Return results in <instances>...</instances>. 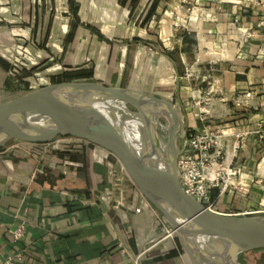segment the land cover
<instances>
[{"label": "crops", "instance_id": "obj_1", "mask_svg": "<svg viewBox=\"0 0 264 264\" xmlns=\"http://www.w3.org/2000/svg\"><path fill=\"white\" fill-rule=\"evenodd\" d=\"M159 3L0 0V81L13 55L30 65L52 60L63 71L87 74L69 82H97L168 101L177 111L180 136L219 126L225 163L243 176L240 189L212 192L213 207L223 214L247 210L262 195L264 179V134L255 133L264 127V9L246 0H194L190 15L196 21L183 13L178 28L162 21L156 31ZM16 43L26 48L20 53ZM187 65L196 68V86L179 74ZM198 98H205V106L196 111L191 100ZM164 224L98 146L65 139L42 154L14 141L0 149V262L22 251L16 264H192L176 236L164 237ZM17 226L23 236L13 242L8 232Z\"/></svg>", "mask_w": 264, "mask_h": 264}, {"label": "water", "instance_id": "obj_2", "mask_svg": "<svg viewBox=\"0 0 264 264\" xmlns=\"http://www.w3.org/2000/svg\"><path fill=\"white\" fill-rule=\"evenodd\" d=\"M101 100L126 110L96 103ZM180 129L168 101L97 82L45 85L0 102V149L12 141L46 144L57 137L98 146L121 163L192 264H240L238 254L264 249V216L211 212L183 194L176 170Z\"/></svg>", "mask_w": 264, "mask_h": 264}, {"label": "built area", "instance_id": "obj_3", "mask_svg": "<svg viewBox=\"0 0 264 264\" xmlns=\"http://www.w3.org/2000/svg\"><path fill=\"white\" fill-rule=\"evenodd\" d=\"M246 1H249L250 3L264 9V0ZM187 19L189 21L192 20L190 17ZM192 21H196L195 18H193ZM261 25H264V20L261 22ZM244 96L248 98L250 95L245 94ZM255 133L264 134V127L257 128ZM222 136L223 135L219 129V126H216L215 128H204L199 132L187 129L182 133L181 136L179 135V137H177L178 146L181 149L176 163L179 188L183 194L192 198L198 204L202 205L211 212H215L212 207V192H216L218 196L228 191L226 190L227 188L235 191L236 188L240 189L242 187L240 185V180H242L243 174L239 172L238 169H233L230 167V165L225 163L224 156L222 155ZM65 139L91 145L83 140H76L70 137L54 139L53 141L46 144H29L42 154L47 150L62 144ZM237 147L238 144L234 143V149ZM114 159L116 160L118 171H120L121 175H123V178L129 183L132 189L138 192L129 176L126 175L121 163L116 158ZM231 181H233L234 184H232ZM136 211L138 212L139 209ZM251 214L253 213L244 212L241 214L236 213L229 215L249 216ZM164 225V237L168 238L169 236H176L170 225H167L166 223ZM8 233L12 241L15 242L22 238L23 229L21 226H17L13 230H9ZM22 253L23 252L21 251L16 252L14 255L7 256L3 261L0 262V264H16V261L21 259Z\"/></svg>", "mask_w": 264, "mask_h": 264}, {"label": "rangeland", "instance_id": "obj_4", "mask_svg": "<svg viewBox=\"0 0 264 264\" xmlns=\"http://www.w3.org/2000/svg\"><path fill=\"white\" fill-rule=\"evenodd\" d=\"M193 1L194 0H159L160 7H158L159 9L155 13V17L153 19L155 23L154 30L156 31L158 30L156 26L157 27L162 26L161 24L162 21H164L166 24H169L171 28L173 27V29L178 28V26L182 24V20H180V18L183 16V13H185L187 17L191 18L190 14L193 12V8H194ZM146 8H147V3L143 9H140V8L137 9L136 11V13H138L137 20L141 19V16L144 14ZM129 17L130 16H128V18ZM132 17H133V14L131 15V18L129 19L131 20ZM26 45L27 47H31L32 49H34L35 42L32 40H27ZM26 45L16 43L15 45L16 50L20 48L19 52L21 53L22 50L26 48ZM133 50H134V45L128 48L127 63L125 64L123 68V72L125 74L122 80V84L126 82V78L129 74L128 72L131 68V63H132L131 54ZM54 65H56V63L52 60H49V61L44 60V62L37 61L36 64L33 63V65H30L28 62H26V60L23 59V55L11 56L10 61L8 63V69L6 72V80L5 82L0 81V102L10 100L13 97H16L21 94H25L28 91L39 88L40 87L39 85L40 84L43 85L45 81H47V79L50 78V76L51 77L54 76L56 81L62 83V82H66L69 79V76H72L74 74V72L70 70L63 71L64 67L62 65L61 66H54ZM188 65H190V63H188ZM188 65L187 67H185L186 69H184V67L179 68L178 70L179 74L180 76H183V77L188 76L189 77L188 79L189 81H191L192 86H196V83H198V80H195V78H193L197 75L196 68H192ZM53 81H48L47 84L51 85L53 84ZM134 82L135 81L132 80L131 83L134 84ZM201 99L203 101L205 98H201ZM202 101L199 100V98L191 100V105L195 109V106L193 105V103L197 104V107H196V111H197L199 108H204L205 105L201 103ZM179 116L182 117V114ZM157 121L161 123L162 125H164L161 119L158 118ZM59 138L61 137H57L56 139H59ZM258 163H259V160L256 162V164ZM256 166L257 165H255V168ZM262 166H264V164H262ZM261 181L262 182L259 184V186L262 189V195L260 196L259 200L254 201L252 205H250L251 207L249 209L246 210L242 206L239 209H235L233 211L226 210L225 212H230L232 214L252 212L253 214L249 216H253V215L264 216V179ZM226 190H230V189L227 188ZM213 210L216 212L214 207H213ZM237 260L240 264H264V249L254 250V251L246 252V253H240L237 255Z\"/></svg>", "mask_w": 264, "mask_h": 264}, {"label": "bare ground", "instance_id": "obj_5", "mask_svg": "<svg viewBox=\"0 0 264 264\" xmlns=\"http://www.w3.org/2000/svg\"><path fill=\"white\" fill-rule=\"evenodd\" d=\"M96 103H98L99 105H102V106H104V107H110V108H118V109H120V110H126V108L123 106V104H121V103H119V102H117V101H105V100H101V101H96ZM166 120V119H165ZM164 123V122H163ZM165 123H167V120H166V122ZM164 123V124H165ZM131 130V128H129V131ZM232 182V184H234V182L233 181H231Z\"/></svg>", "mask_w": 264, "mask_h": 264}, {"label": "trees", "instance_id": "obj_6", "mask_svg": "<svg viewBox=\"0 0 264 264\" xmlns=\"http://www.w3.org/2000/svg\"><path fill=\"white\" fill-rule=\"evenodd\" d=\"M155 7L154 1L151 3L149 9H148V13H150ZM87 74L83 73L82 71H79L78 74L74 73L72 76H69V79L66 82H69L73 79H79V78H84L87 77ZM61 82L56 81V79L53 81V84H59Z\"/></svg>", "mask_w": 264, "mask_h": 264}, {"label": "flooded vegetation", "instance_id": "obj_7", "mask_svg": "<svg viewBox=\"0 0 264 264\" xmlns=\"http://www.w3.org/2000/svg\"><path fill=\"white\" fill-rule=\"evenodd\" d=\"M178 136H179V134H178ZM178 136H177V137H178Z\"/></svg>", "mask_w": 264, "mask_h": 264}]
</instances>
